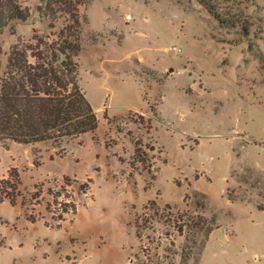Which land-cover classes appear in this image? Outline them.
Returning <instances> with one entry per match:
<instances>
[{
  "label": "rangeland",
  "instance_id": "374dc122",
  "mask_svg": "<svg viewBox=\"0 0 264 264\" xmlns=\"http://www.w3.org/2000/svg\"><path fill=\"white\" fill-rule=\"evenodd\" d=\"M206 1L213 13L199 0L80 7V84L99 122L75 140L0 143V180L14 166L22 182L15 207L0 202V264H264V0ZM37 2L0 33V66L49 32ZM129 133L153 146L149 169Z\"/></svg>",
  "mask_w": 264,
  "mask_h": 264
},
{
  "label": "trees",
  "instance_id": "16d2710c",
  "mask_svg": "<svg viewBox=\"0 0 264 264\" xmlns=\"http://www.w3.org/2000/svg\"><path fill=\"white\" fill-rule=\"evenodd\" d=\"M25 1L0 0V33L13 22L29 17L30 7L24 4ZM86 1L38 0L36 12L41 20L46 21L49 32L38 33L33 29L29 41L18 39L9 47L6 61L0 66V143L3 147L9 141L20 144L42 141L60 143L75 140L96 129L99 118L80 84L78 62L83 43L80 7ZM199 1L210 13L214 12L213 6L206 0ZM150 108L154 113L156 108ZM130 138L133 143L132 162L149 169L154 161H150L146 149L153 151V146L143 143L140 137L130 135ZM72 181L76 180L63 178L61 191L53 195L55 200ZM0 182L5 186L0 188V202L7 199L15 207V196L20 194L22 185L16 167H9ZM78 187L84 192L88 184L82 182ZM60 207L62 212H76L74 203L60 202ZM148 207L158 209L153 199L148 200L145 208ZM165 207L170 208L168 204ZM148 217L146 214L136 216V237L140 238L142 230L151 228ZM198 219L200 224L195 225L188 220L185 226L203 227L205 217L198 216ZM28 220L34 222L36 219L31 217ZM178 221H181L180 217ZM173 228L181 233V222L178 225L174 221ZM211 231L212 228L206 226L204 234ZM168 264L173 263L169 261Z\"/></svg>",
  "mask_w": 264,
  "mask_h": 264
},
{
  "label": "water",
  "instance_id": "95a60500",
  "mask_svg": "<svg viewBox=\"0 0 264 264\" xmlns=\"http://www.w3.org/2000/svg\"><path fill=\"white\" fill-rule=\"evenodd\" d=\"M169 70H170V71H173V67H170Z\"/></svg>",
  "mask_w": 264,
  "mask_h": 264
}]
</instances>
